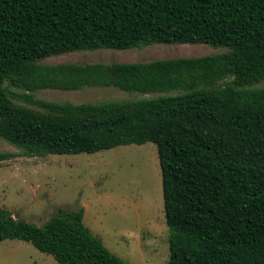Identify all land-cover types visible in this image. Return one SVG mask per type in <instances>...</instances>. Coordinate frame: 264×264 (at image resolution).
Segmentation results:
<instances>
[{
	"label": "trees",
	"instance_id": "1",
	"mask_svg": "<svg viewBox=\"0 0 264 264\" xmlns=\"http://www.w3.org/2000/svg\"><path fill=\"white\" fill-rule=\"evenodd\" d=\"M154 43L226 50L144 62H41ZM262 80L264 0H0V138L29 156L155 143L167 264H264V88H249ZM86 86L160 94L101 103L30 94ZM11 156L0 152V162ZM82 218V208H58L37 225L0 206V240L28 241L59 264H131Z\"/></svg>",
	"mask_w": 264,
	"mask_h": 264
},
{
	"label": "rangeland",
	"instance_id": "2",
	"mask_svg": "<svg viewBox=\"0 0 264 264\" xmlns=\"http://www.w3.org/2000/svg\"><path fill=\"white\" fill-rule=\"evenodd\" d=\"M226 47L207 44L154 43L130 49L78 50L46 57V64L70 62H144L205 56ZM226 78L224 82L229 81ZM249 88H264V80ZM14 94L24 93L10 87ZM55 103H101L146 98L160 93L122 91L112 86L76 90L41 89L30 93ZM19 104L32 108L19 96ZM0 152L13 156L0 162V206L14 217L43 225L58 208L83 209V222L113 253L131 264H167L169 231L164 216L161 171L153 142L118 145L95 152L25 155L0 138ZM0 264H59L48 253L19 239L0 240Z\"/></svg>",
	"mask_w": 264,
	"mask_h": 264
},
{
	"label": "crops",
	"instance_id": "3",
	"mask_svg": "<svg viewBox=\"0 0 264 264\" xmlns=\"http://www.w3.org/2000/svg\"><path fill=\"white\" fill-rule=\"evenodd\" d=\"M84 214V213H83ZM82 220H83V218H82ZM84 223V222H83ZM85 225V224H84ZM86 226V225H85ZM87 227V226H86ZM88 228V227H87ZM89 229V228H88ZM90 230V229H89ZM91 232V231H90ZM92 233V232H91ZM93 234V233H92Z\"/></svg>",
	"mask_w": 264,
	"mask_h": 264
}]
</instances>
